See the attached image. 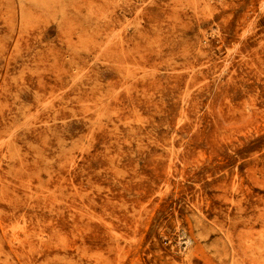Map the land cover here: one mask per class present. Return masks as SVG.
<instances>
[{
	"label": "rangeland",
	"instance_id": "374dc122",
	"mask_svg": "<svg viewBox=\"0 0 264 264\" xmlns=\"http://www.w3.org/2000/svg\"><path fill=\"white\" fill-rule=\"evenodd\" d=\"M45 263L264 264V0H0V264Z\"/></svg>",
	"mask_w": 264,
	"mask_h": 264
},
{
	"label": "bare ground",
	"instance_id": "6f19581e",
	"mask_svg": "<svg viewBox=\"0 0 264 264\" xmlns=\"http://www.w3.org/2000/svg\"><path fill=\"white\" fill-rule=\"evenodd\" d=\"M38 152V151H37ZM15 224H17V223H15ZM13 226V225H12ZM17 226V225H16ZM39 234V233H38ZM37 237H38V235H37ZM64 242V241H63ZM51 247V246H50ZM58 247V246H57ZM46 264V263H45Z\"/></svg>",
	"mask_w": 264,
	"mask_h": 264
}]
</instances>
